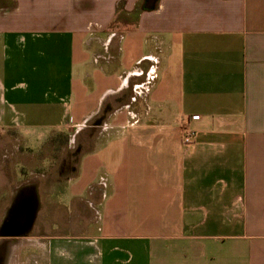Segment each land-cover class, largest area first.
I'll list each match as a JSON object with an SVG mask.
<instances>
[{
  "label": "crops",
  "instance_id": "1",
  "mask_svg": "<svg viewBox=\"0 0 264 264\" xmlns=\"http://www.w3.org/2000/svg\"><path fill=\"white\" fill-rule=\"evenodd\" d=\"M143 1L0 0V264H264V0Z\"/></svg>",
  "mask_w": 264,
  "mask_h": 264
},
{
  "label": "rangeland",
  "instance_id": "2",
  "mask_svg": "<svg viewBox=\"0 0 264 264\" xmlns=\"http://www.w3.org/2000/svg\"><path fill=\"white\" fill-rule=\"evenodd\" d=\"M4 5L8 6L9 4L4 3ZM135 18H136V15H133V16H123V15H119V16L116 17V20L111 25V28L113 30H116V29L123 30L129 24H132L135 21Z\"/></svg>",
  "mask_w": 264,
  "mask_h": 264
},
{
  "label": "built area",
  "instance_id": "3",
  "mask_svg": "<svg viewBox=\"0 0 264 264\" xmlns=\"http://www.w3.org/2000/svg\"><path fill=\"white\" fill-rule=\"evenodd\" d=\"M192 119H194V120H198L199 117H198V116H194V117H192ZM195 135H196L195 132L190 131V130H188V129H185V131H184V135H183V142H184V144H185V145H190V144H192Z\"/></svg>",
  "mask_w": 264,
  "mask_h": 264
},
{
  "label": "water",
  "instance_id": "4",
  "mask_svg": "<svg viewBox=\"0 0 264 264\" xmlns=\"http://www.w3.org/2000/svg\"><path fill=\"white\" fill-rule=\"evenodd\" d=\"M158 2L159 0H144L141 9L144 12H151L156 8Z\"/></svg>",
  "mask_w": 264,
  "mask_h": 264
},
{
  "label": "trees",
  "instance_id": "5",
  "mask_svg": "<svg viewBox=\"0 0 264 264\" xmlns=\"http://www.w3.org/2000/svg\"><path fill=\"white\" fill-rule=\"evenodd\" d=\"M141 10H142L141 7L140 8H137L136 11L133 13V15H136V17H137ZM117 12H118V14L123 12V5H122V3H119L118 4V6H117Z\"/></svg>",
  "mask_w": 264,
  "mask_h": 264
}]
</instances>
